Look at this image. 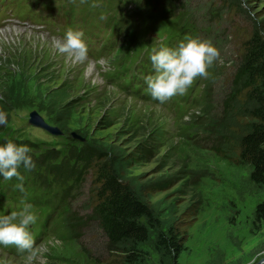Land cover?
<instances>
[{"label": "rangeland", "instance_id": "1", "mask_svg": "<svg viewBox=\"0 0 264 264\" xmlns=\"http://www.w3.org/2000/svg\"><path fill=\"white\" fill-rule=\"evenodd\" d=\"M81 4V0H76ZM136 8L143 15L163 13L167 9H177L172 0H136ZM244 1V0H242ZM249 11L234 10L228 2L221 0H187L185 9L174 15L156 21L152 27L145 28L143 22H135L130 28L119 50L117 58H106L94 61L91 55L87 60L64 54L58 49V41L62 38L54 36L48 31L19 28L8 31L0 29V70L3 60L14 57L21 60H32V70L36 66L51 68L55 81L50 84H59L64 79L74 82L76 94L86 97L87 102L81 106V113L73 117L62 134H53L41 126L30 123V112L39 110L51 123L56 122V114L45 108L36 98H25L19 106L13 108L7 116V126L3 137L8 141H16L18 145H27L28 142H43L53 148L67 149L70 145L81 144L86 140L89 144H109L125 142L130 138H120L121 129L134 127L139 133L146 130L165 132V146L162 150L172 146L175 152H182L187 157L189 168L204 169L208 173L201 176L196 190L191 186L186 192L176 191L178 185H173L164 192L157 193L156 197L168 195L166 202L179 200V208L195 202L201 195V202L193 204L194 214L191 215L193 224L190 227L188 249L180 257L181 264H254L264 256V221L254 220V209L257 203L264 200V188L257 186L249 177V170L243 163H239L237 155L229 152L222 154L212 146L211 141L205 139L201 147H194L193 142L184 141L188 134L195 133L194 118H179L176 114L178 103L153 104V100L124 86H111L104 80V76L111 70H139L144 64L141 57L147 55L162 45V39L170 38L174 33L182 30L187 24V17L197 16V22L212 20L209 15L215 14V23L200 25L199 36L202 40H210L219 51V59L208 69V76L198 78L188 91H193L197 98V107L201 103L202 89L205 84L212 83V95L215 107H220L227 91L231 86L234 68L231 63H238L239 58L235 49V34L240 29L252 25L255 18L264 16V0H246ZM25 0H18L16 4L25 5ZM232 7V9H230ZM12 7L6 0H0V23L9 16ZM185 10V11H184ZM184 11V12H182ZM20 21L29 19L37 21L33 13L27 15L16 14ZM60 24L66 22L67 17L57 15ZM190 25L195 26L191 21ZM184 26V27H183ZM79 28L83 25H79ZM183 27V28H182ZM182 28V29H181ZM196 29V28H195ZM197 31L199 28L196 29ZM211 31V33H210ZM160 41L159 44H157ZM175 43V42H174ZM168 45V44H166ZM4 57V58H2ZM2 58V59H1ZM124 58L125 60H118ZM29 61H26V63ZM217 64L219 68H217ZM237 65V64H236ZM7 71L2 69V74ZM1 73V71H0ZM17 73H21L20 71ZM21 75V74H20ZM24 78V77H23ZM3 75L0 74V80ZM27 79V77L25 78ZM27 82V81H26ZM14 88H23L25 83L11 82L7 79L6 85ZM32 91L35 88L33 80L25 84V88ZM5 93V89L0 90ZM24 96V95H22ZM19 98V97H18ZM23 99V97H21ZM20 99V100H21ZM31 100V101H28ZM200 102V103H199ZM109 119L113 125L106 126ZM1 127V124H0ZM73 131L80 133L84 140L72 135ZM149 134V133H148ZM139 138L126 143L127 149L135 147ZM81 140V141H80ZM7 141V142H8ZM32 149V145H27ZM182 164V160L177 166ZM154 160H148L135 166L134 173L144 176L143 179L156 177L163 170ZM174 169L165 168V173ZM92 175L88 172L72 192V197L60 202L51 192L44 189L39 194L48 199L49 204L41 206L35 211L39 227L49 218L51 234L37 242L44 248L43 254L34 261V264H110L112 252L109 238L105 230L96 219L91 218L89 202L91 198L90 186ZM54 189H61L60 184H54ZM191 206V207H192ZM73 210L82 216L83 224L78 232L71 233L66 227V215ZM55 240V246L49 241ZM24 255H17L5 246L0 247V264H24ZM142 264V263H141ZM144 264H159L158 255L153 253L152 258ZM264 264V263H263Z\"/></svg>", "mask_w": 264, "mask_h": 264}, {"label": "trees", "instance_id": "2", "mask_svg": "<svg viewBox=\"0 0 264 264\" xmlns=\"http://www.w3.org/2000/svg\"><path fill=\"white\" fill-rule=\"evenodd\" d=\"M176 1L179 3L177 12H181L186 5L182 0ZM221 1L230 3L235 7L234 10L249 11L246 0ZM174 14L173 9H167L160 15L166 18ZM216 17L215 14L209 15L212 20H202L199 23L196 15H190L187 17L185 27L193 30L199 28L200 33L202 30L199 25L215 23ZM190 21L195 26L190 25ZM238 29L235 34V49L239 61L231 63L235 70L230 89L221 106L215 107L212 83L204 85L198 110L188 115L189 118H194L195 133L192 136L188 134L184 141L193 142L191 145L194 147L196 145L201 147L205 139L210 141L212 139V146L219 153L236 154L239 163L245 164L249 170L250 179L262 189L264 16L255 18L251 26ZM21 59L14 57L12 60L9 58L1 60L4 63L3 68L6 67L7 71L2 74L3 68L0 70L4 77V80H0V90H6L0 94V111L9 114L13 108L25 102V98L30 99L33 96L50 112L54 111L55 123L65 132V127L73 122V117L81 113V106L88 99L75 93L76 86L71 80L64 79L59 84L51 85L50 83L55 81L51 68L36 66L35 72H31L34 68L31 66L32 60ZM216 67L219 68V65ZM7 79L10 83L18 81L25 84L33 80L35 88L32 91L29 87L25 88V84L23 88H14L12 84L7 86ZM178 116L183 118L181 115ZM112 122L109 119L106 126L113 125ZM6 126L7 123L1 124L0 127V145L8 141V138L3 137ZM129 133L131 139L119 144L111 142L103 145L94 144L95 142L89 144L84 140L81 144L70 145L63 151L43 142H28L27 145L33 146L29 153L34 162V167L30 169L33 172V180L39 190L51 192L63 202L72 197L74 187L90 172L92 184L88 215L96 219L108 235L112 252L110 264H144L152 258L153 253L158 255L159 264H181L180 257L188 249L189 231L194 220L191 217L194 214L192 205L195 204L196 208V204L201 202L200 191L196 192L198 195L196 201L187 204L183 210L179 208V200L165 203L168 199L167 194L161 197L156 195L173 185H178L175 192H186L191 190V186L196 190L201 176L208 173L207 168L197 170L189 168L187 157L180 151L175 152L172 146L162 150L165 146V132L150 133V130H146L139 133L134 127H129L120 130V138ZM135 138H139L134 144L135 147L128 150L126 143ZM12 142L17 144L14 140ZM148 160L159 162L160 170L164 172L148 179L134 173L135 166ZM181 160L182 164L175 167ZM165 168L174 170L165 173ZM54 184H60L61 189H54ZM254 220L264 221V200L257 203ZM82 224L81 215L73 210L67 213L66 227L69 232H78Z\"/></svg>", "mask_w": 264, "mask_h": 264}, {"label": "clouds", "instance_id": "3", "mask_svg": "<svg viewBox=\"0 0 264 264\" xmlns=\"http://www.w3.org/2000/svg\"><path fill=\"white\" fill-rule=\"evenodd\" d=\"M60 52L83 59L88 46L82 31L69 29L63 40L58 41ZM155 72L145 78L153 99L161 104L175 96L186 94L192 84L201 77L208 76V69L219 59V51L210 40L188 38L178 46L153 49L150 57ZM7 123V116L0 111V124ZM27 145H18L12 141L0 145V176L6 180L14 177L23 180L19 169L23 166L30 170L34 162ZM37 221V214L30 204L10 214L0 215V245L15 246L18 251L27 253L24 264H34L43 254L44 248L38 246L30 231V226ZM55 246L57 241L48 242Z\"/></svg>", "mask_w": 264, "mask_h": 264}, {"label": "water", "instance_id": "4", "mask_svg": "<svg viewBox=\"0 0 264 264\" xmlns=\"http://www.w3.org/2000/svg\"><path fill=\"white\" fill-rule=\"evenodd\" d=\"M29 121L34 125L42 126L43 128L47 129L53 134L63 133V129L58 124H53V123L48 122L45 119V117L37 109H33L30 112ZM72 135L81 140H84V137L77 131H73ZM263 263H264V256L260 257V259H258L254 264H263Z\"/></svg>", "mask_w": 264, "mask_h": 264}, {"label": "bare ground", "instance_id": "5", "mask_svg": "<svg viewBox=\"0 0 264 264\" xmlns=\"http://www.w3.org/2000/svg\"><path fill=\"white\" fill-rule=\"evenodd\" d=\"M13 30H19V28H9V30L8 31H13Z\"/></svg>", "mask_w": 264, "mask_h": 264}]
</instances>
